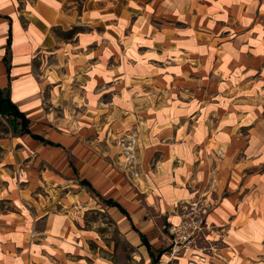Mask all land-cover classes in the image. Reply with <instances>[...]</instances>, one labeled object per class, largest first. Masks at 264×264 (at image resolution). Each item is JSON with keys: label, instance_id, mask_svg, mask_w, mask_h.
Instances as JSON below:
<instances>
[{"label": "crops", "instance_id": "1", "mask_svg": "<svg viewBox=\"0 0 264 264\" xmlns=\"http://www.w3.org/2000/svg\"><path fill=\"white\" fill-rule=\"evenodd\" d=\"M262 7L256 0H0V92L46 141L0 111L12 126L0 130V170L12 167L20 143L32 164L66 167L28 173L50 191L49 204L37 219L0 216V264H114L101 246L90 247L98 241L80 217L55 212L59 204L84 214L93 194L145 249L146 264L153 262L141 235L155 255L163 251V262L167 226L181 220L180 204L199 196L210 206L213 246L199 264H264V27L252 24ZM115 129L133 131L122 134L126 152L115 154L116 168ZM135 149L138 169L120 161ZM33 183L26 184L38 199L41 185ZM1 184L0 194L13 192V182Z\"/></svg>", "mask_w": 264, "mask_h": 264}, {"label": "rangeland", "instance_id": "2", "mask_svg": "<svg viewBox=\"0 0 264 264\" xmlns=\"http://www.w3.org/2000/svg\"><path fill=\"white\" fill-rule=\"evenodd\" d=\"M260 1L263 4L262 9L260 10H255L254 13L252 14V19H253V26H262L264 27V0H256ZM259 12H262L260 14ZM72 35V34H71ZM70 35V36H71ZM225 36V35H223ZM64 37V36H63ZM134 120V117L131 116L129 119H126V122L129 123ZM125 127H127L125 125ZM0 130L2 132H12V126L9 122V120H4L0 121ZM119 131V135L117 136V132ZM132 134L133 131H130V129H124V130H111L110 133V139L111 142L109 144V148L112 150V157L116 161H113V166L116 168L117 166V160L115 154L119 151L122 153V151L125 150L126 148L123 147L122 141V134ZM3 136V135H2ZM129 139V138H128ZM131 139V138H130ZM130 143H132V140H128ZM142 146V142L140 143ZM129 146V145H127ZM24 147L23 143H20L19 145L15 144V147L12 149V153L10 154V161L12 163V167H6L4 170H0V177L2 179L0 180V184L2 185L1 187H7L9 189V185L11 188V183L13 182L14 184V190L13 192L8 195V192L4 189L3 193L0 194V216L2 214H8L10 212L14 213H23L24 215H27L28 217L32 219H37L36 217H40L42 215V209L46 207L49 204L50 196L51 193L50 191H47L45 195L44 192V186L41 185L39 182V179L37 178H32L33 180L30 181V178H28V173L32 171V168H39L48 170L49 172L56 173L59 172V169L61 168L64 170L66 167L61 166V161H53V162H45L43 160L42 162H38V164H32L29 160L27 161L24 158V154L22 153V148ZM132 151V150H130ZM134 151V150H133ZM132 151V152H133ZM4 149L3 147L0 146V157L4 155ZM17 153V162L14 159V155L16 156ZM137 150L135 149V152H133L132 155H122L121 162L122 163H132L135 166V169H138L141 167L139 165V161H136L135 158H138L136 155ZM126 154V153H125ZM125 156H128V159H132L134 162L128 161ZM62 159L66 158V155L63 154L61 155ZM128 161V162H127ZM136 161V162H135ZM36 165V166H35ZM1 167V166H0ZM132 179H134L135 174L131 173ZM5 179V180H3ZM30 182L33 187L35 188V184L33 181L36 183H39L41 186L38 191L42 193V195H38V199H31L32 195L30 194V189L28 188V185L26 184L27 182ZM47 181V179H45ZM17 187H16V186ZM17 188L18 190L21 188L22 190H27L23 193H21V198L20 199L17 196ZM49 195V196H48ZM48 196V197H47ZM93 196V201H90L89 206H87L85 209L90 208L89 210H85L84 214H79L75 213L74 210H71L68 212V210L64 207H58L59 204H57V209L55 212L60 211L61 213L64 214H70L74 219H78L79 217L82 221V226L85 227L87 230L94 232V237L97 239V242H92L90 244V247L94 250H98L99 246L102 247L99 252L104 251L102 254L104 257H107L110 261H112L114 264H146L148 255L145 251L144 248H141L140 245H135L134 242L131 240L130 236L127 234H124L121 232L118 222L116 221L115 217L112 215L111 212L107 210L106 205L102 202V200L98 197H96L94 194ZM198 199L201 200L203 204V208L206 210V216L210 210V206L206 203L205 197L199 196L197 197ZM41 201V203L39 200ZM55 201L60 200V196L56 194ZM96 200V201H94ZM96 203V204H95ZM182 209V214L184 213L185 207L187 206V203L180 204ZM13 218L19 219L17 215H12ZM169 226V225H168ZM167 226V228H168ZM166 228V232H167ZM34 230V229H33ZM35 233V232H34ZM35 238V235L32 234L31 238ZM163 250H166L165 255H164V260L163 262L161 261L159 264H176L178 259L183 258V257H176V259H173L171 262H168V256L170 252L169 246H165ZM190 255V254H189ZM189 257V256H188ZM186 258V257H184ZM190 259V258H188ZM203 260L197 259L196 263L199 264ZM189 264H194L193 262H190Z\"/></svg>", "mask_w": 264, "mask_h": 264}, {"label": "built area", "instance_id": "3", "mask_svg": "<svg viewBox=\"0 0 264 264\" xmlns=\"http://www.w3.org/2000/svg\"><path fill=\"white\" fill-rule=\"evenodd\" d=\"M210 228L201 200L196 199L187 203L181 220L167 228L170 248L168 262L176 257L190 258V262L194 264H197V259L204 260L206 257L204 253L213 249V246L208 245Z\"/></svg>", "mask_w": 264, "mask_h": 264}, {"label": "trees", "instance_id": "4", "mask_svg": "<svg viewBox=\"0 0 264 264\" xmlns=\"http://www.w3.org/2000/svg\"><path fill=\"white\" fill-rule=\"evenodd\" d=\"M0 111H1L2 114L14 115L15 117L20 118V121L22 123V128H23L24 132H27V133L31 134V132L27 128L28 120L26 119L25 115L23 113H21L18 110V108L11 103L9 98L3 97L1 92H0ZM31 135L34 138L38 139V140L46 142L43 138H41V137H39L37 135H34V134H31ZM82 184L90 187V183H88L86 181H83ZM106 203L109 206L119 207L118 203H116L113 200H108V201H106ZM119 208L122 210V212L125 213V211L121 207H119ZM141 238H142V241H143L144 245L149 250V254H150L151 258H152L153 264H158L159 260H160V257L163 254V251H158L157 255H155V253L153 252V249L150 247V245H149L148 241L146 240V238L143 235H141Z\"/></svg>", "mask_w": 264, "mask_h": 264}]
</instances>
